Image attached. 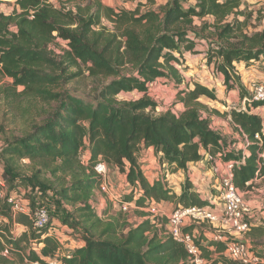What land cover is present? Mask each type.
<instances>
[{"label": "trees", "instance_id": "16d2710c", "mask_svg": "<svg viewBox=\"0 0 264 264\" xmlns=\"http://www.w3.org/2000/svg\"><path fill=\"white\" fill-rule=\"evenodd\" d=\"M0 1H13L11 13H0V74L11 80L0 92L5 98L54 103L40 123L0 149L3 179L8 191H25L31 213L51 200L54 212L62 213V224L77 230L81 243L62 252L63 243L49 231L51 219L35 228L31 217L13 215L3 200L0 252L7 256L0 254V264H51L47 259L60 264L191 263L184 246L165 233L166 219L151 220L145 212L140 213L145 219L131 225L122 220L121 210L113 217L105 209L98 211L92 198L101 177L94 166L104 161L121 168L125 181L139 190L134 200L138 208L152 201L174 202V209L212 204V197L203 198L195 190L189 165L204 162L215 168L218 162L240 160L242 150L230 148L211 127L209 116L202 115L210 110L200 98L216 100L215 90L199 82L180 88L185 79L178 67L184 64V53L205 41L206 63L223 77L227 92L238 89L243 98L247 91L235 63L264 60V30L244 31L247 17L241 0H167L157 8L137 1L132 9L101 0H58L59 6L49 0ZM103 18L111 29L102 24ZM57 40L67 46L61 55L52 47ZM72 67H84L89 77L108 81L99 84L91 99L54 90L80 74L67 73ZM159 78L176 86L177 101L184 107L180 113L153 114L157 104L146 93ZM122 91L144 95L118 100ZM258 106L264 102L225 112L234 130L247 139L244 162L232 166V182L241 192L264 176V117L250 112ZM150 147L161 165L184 173L179 194L168 180L145 176L138 153ZM122 201H133V193L122 195ZM13 224L25 230L14 236ZM200 225L182 230L191 232ZM205 232L193 241L205 264H239L224 255V241L201 237ZM246 234L262 240L259 254L264 256V219L250 223Z\"/></svg>", "mask_w": 264, "mask_h": 264}, {"label": "rangeland", "instance_id": "374dc122", "mask_svg": "<svg viewBox=\"0 0 264 264\" xmlns=\"http://www.w3.org/2000/svg\"><path fill=\"white\" fill-rule=\"evenodd\" d=\"M54 5L59 6L58 0H49ZM103 4L109 5L108 3L113 4V6H124L125 8H134L137 1H141L143 3H151L154 8L164 4L167 0H101ZM241 9L245 10V15L247 17V21L245 23L244 31L248 34L253 32L264 30V0H241ZM127 4V5H123ZM13 1H0V13L9 14L12 11ZM145 9V7L143 8ZM232 19V18H229ZM196 23L199 21L196 19ZM102 24L107 28H112L110 21L103 18ZM54 52L56 55H61L62 50L66 49L67 46L64 41L57 40L52 44ZM206 49L207 44L205 41H198L197 45L192 52L184 53V64L180 67L181 74L183 75L185 81L180 86V88L185 87L187 83L192 87V83L199 82L208 88H212L216 93V100H210L205 97H201L200 101L206 104L209 107L208 112H202L203 116H209L210 125L217 133L221 135V137L226 141L227 145L230 148L234 149V151L243 150L244 149V141L242 136L234 130V127L229 120V116L225 115V112L229 109H242L247 110L248 102L243 104V98L240 97L238 89L232 90L229 93L225 90V86L223 85V77L215 72L214 65H208L206 63ZM264 60L260 59L259 61H254L249 65L243 64L238 69H236L240 75L241 80L246 88L247 95H249V85L250 81H264ZM67 73L78 72L80 73L78 76H75L67 83L61 84L59 87H55L54 90H66L71 92L74 95L83 98H94L96 96L95 89L98 88L99 84L106 83L107 79H93L88 76L84 67L79 68L72 67L67 70ZM243 73V74H241ZM11 83V80L2 74H0V88L5 87ZM21 88L19 87L17 91ZM177 88L176 86L164 79L159 78L155 80L152 84L149 85L147 90V97L151 98L156 104V109L153 112L154 115H158L166 110H171L172 112L178 114L180 113L184 107L182 103L177 101L176 97ZM144 93L138 91L131 92H119L116 96L118 100H135L143 96ZM246 95V96H247ZM54 106V103H44L38 99H29L26 97H4L3 93L0 92V149L6 144L8 140H11L13 137H19L25 132H27L34 123H40L45 117V113L50 110V108ZM217 110L220 114H216L213 111ZM250 112L257 113L259 116L264 117V106H259V108H252ZM146 149H141L138 153V161L143 169L149 160L151 159V168H147L145 170L146 177L149 180H152L151 177H158L159 179H166L169 182L171 189L177 193L179 185L177 184L176 176H173L174 180L171 178H167L169 174H176L177 172H171V170L167 166L161 165L157 156L153 153H146ZM218 164H223V162H218ZM206 166V165H205ZM221 167V166H220ZM113 174L111 175V183L115 185V188L112 191L113 196L124 195L128 197L129 187L125 185V182H122L124 179V173L121 168L111 167ZM221 168L218 166L215 168H210V173H213L212 183L214 181V187H217V180L220 178ZM200 171H203L201 169ZM157 173V176H153ZM168 173V175H167ZM205 176V174H204ZM180 177L184 179L185 175L182 173ZM154 179V178H153ZM1 184L7 188L6 182L2 176V162L0 160V187ZM211 185V184H210ZM264 191V176L257 177L252 182L249 190L245 191L244 198L248 201L250 192L253 195H260L259 191ZM123 193V194H122ZM129 193V194H128ZM212 199L214 202L215 197H217L216 190L211 191ZM50 198L52 197L49 194ZM217 199V198H216ZM92 203L97 207L98 211L107 210L108 215L110 217L116 216L118 214L117 206H114L112 202V198L110 195L106 193H101L96 191L94 193V197L92 198ZM217 201V200H215ZM49 206H45L47 210V217L51 219V227L49 229L50 233L56 235L57 239L63 243L62 252H69L75 248L80 242V236L77 230H71L67 225H63L60 219L61 212H54V203L51 200L48 201ZM164 207L167 204L168 211L171 212L175 208L174 202H164ZM214 204V203H213ZM264 198L259 203V208H254L256 210L255 216L258 217L259 222L262 223L264 215ZM52 210H51V208ZM69 209V208H67ZM122 220L131 225H135L140 222L142 219H145L140 213H145L142 209H136L130 207L126 211L121 212ZM165 219V218H164ZM252 219V218H251ZM213 228L207 224H203L198 226L196 236L203 231H211ZM11 233L14 236H19L20 233L25 230V227L19 224H13L10 226ZM199 232V233H198ZM249 235V236H248ZM249 239L247 242L253 247L254 251L262 253L263 252V244L261 239L253 238L250 234H247ZM201 237L205 238V236L201 235ZM1 255H6V252H0ZM61 256V252L59 253ZM51 264H60L57 261L47 259ZM19 264H22L18 262ZM32 264V263H29ZM35 264V263H34ZM191 264V263H188Z\"/></svg>", "mask_w": 264, "mask_h": 264}, {"label": "built area", "instance_id": "2783aa9c", "mask_svg": "<svg viewBox=\"0 0 264 264\" xmlns=\"http://www.w3.org/2000/svg\"><path fill=\"white\" fill-rule=\"evenodd\" d=\"M249 92V95L243 97V104L246 102L249 104L252 101L264 102V81L251 80ZM256 137L258 138V135ZM244 142L247 144V139ZM245 156H247V150L244 147L240 160L222 164L225 172L217 180V187H214V185L212 187V189L217 191V197H215L217 201L214 200L212 204L206 206L173 209L168 214L164 207V202L152 201L149 206L138 208L135 206L134 200L138 196L139 190L137 188L133 189L125 181V177L122 182H125V185L129 187V193H133V201H122L121 194L116 197L112 195L111 190L115 188V185L111 183L113 172L111 167L104 161H98L94 166V171L101 177V183L96 191L110 195L114 206H117L119 211H126L132 207L144 210L151 220L165 218V233L184 246L190 256L191 264H205V261L200 258L199 249L193 242L197 237V230L194 229L191 232H187L183 231L182 228L201 223L223 230V233H214L209 239L225 242L224 255L227 258L239 264H264V256L254 251L253 247L246 240L232 238L236 235L246 234L252 218V210L244 198L245 192H241L232 182V166L243 163ZM263 156L264 154H261V157ZM163 166L166 165L164 164ZM24 194V190L10 192L8 188L1 184L0 204L3 200H6L13 215L17 213L28 215L32 218L35 228L39 229L49 219L47 217V210L45 207H40L31 213ZM2 220L5 221L0 215V223Z\"/></svg>", "mask_w": 264, "mask_h": 264}, {"label": "crops", "instance_id": "0c3cea01", "mask_svg": "<svg viewBox=\"0 0 264 264\" xmlns=\"http://www.w3.org/2000/svg\"><path fill=\"white\" fill-rule=\"evenodd\" d=\"M110 6H113V4L111 3H108ZM123 5H127V4H123ZM115 6V5H114ZM240 66H243V63H235V68L238 69ZM243 74V73H241ZM230 92V91H229ZM228 92V93H229ZM263 107V106H262ZM259 108V106L257 107ZM230 120V118H229ZM231 121V120H230ZM146 153L150 154L152 153L153 154V149L150 147V148H147L146 150ZM151 159L149 160V163H147L146 165H144L145 167L144 168H151L152 164H151ZM220 163V162H219ZM221 170H219L220 172V176L222 174H224V169H223V165L222 164H216L215 167H217ZM221 166V167H220ZM143 169V168H142ZM146 169H143L144 173H145V170ZM201 169H203V171H200ZM213 169V168H212ZM180 174L182 175V172L181 171H178L177 172V175L176 174H169L167 176V178H171L172 180H174L173 176H176L177 178V184L179 185V190L176 194H179L180 193V186L183 182V178L180 177ZM205 174V176H204ZM213 173H210V168H208L207 166H205V163L204 162H198V163H194V164H191L189 165V171H188V175L190 177V180L195 188V190L199 193V195L203 198H211L212 195H211V191L214 190L212 189L213 185H214V181L212 183V179H213V175H211ZM146 175V173H145ZM153 176H157V173H155ZM152 179H158V177H151ZM148 179V177H147ZM211 184V185H210ZM176 192V191H175ZM261 194L260 195H253L252 192H250V195H249V198L247 203L249 204L250 208H251V213H252V219H251V223H254V224H260L261 222H259V219L257 216H255L256 214V210H253L254 208H259V203L260 201H262V199L264 198V191H259ZM168 204V203H167ZM167 204L165 205V208H166V211H168V207H167ZM262 218L264 219V215H262ZM199 233V232H198ZM215 234H220V233H223V230L220 229V228H213L211 231H208V232H205L204 233V236L207 237L208 239L211 238L213 235ZM249 236V235H248ZM247 236V234H242V235H236V236H233L232 238L236 239H243V240H248L249 237ZM81 243L79 242L78 245H80ZM77 245V246H78Z\"/></svg>", "mask_w": 264, "mask_h": 264}]
</instances>
